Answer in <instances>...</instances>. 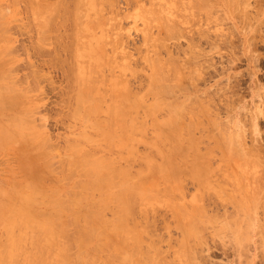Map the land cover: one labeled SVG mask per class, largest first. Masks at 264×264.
Wrapping results in <instances>:
<instances>
[{
    "label": "rangeland",
    "instance_id": "1",
    "mask_svg": "<svg viewBox=\"0 0 264 264\" xmlns=\"http://www.w3.org/2000/svg\"><path fill=\"white\" fill-rule=\"evenodd\" d=\"M75 1L0 0V264H264V0Z\"/></svg>",
    "mask_w": 264,
    "mask_h": 264
},
{
    "label": "bare ground",
    "instance_id": "2",
    "mask_svg": "<svg viewBox=\"0 0 264 264\" xmlns=\"http://www.w3.org/2000/svg\"><path fill=\"white\" fill-rule=\"evenodd\" d=\"M60 1H61V0H60ZM72 1H73V0H72ZM74 1H75V0H74ZM78 1H79V0H77V2H78ZM129 1H130V0H128L127 2H129ZM135 1H136V0H135ZM13 2H14V1H13ZM18 2H19V1H18ZM75 2H76V1H75ZM85 2H86V1H85ZM85 2H84V3H85ZM104 2H105V0H104ZM109 2H110V1H109ZM15 3H16V2H15ZM38 3H39V2H38ZM41 3H42V2H41ZM55 3H56V2H55ZM63 3H64V2H63ZM67 3H68V2H67ZM79 3H80V2H79ZM79 3H78V4H79ZM82 3H83V2H82ZM1 4H2V3H1ZM1 4H0V5H1ZM39 4H40V3H39ZM48 4H49V3H48ZM56 4H57V3H56ZM58 4H59V3H58ZM78 4H77L76 6H78ZM86 4H87V3H86ZM105 4H106V2H105ZM14 5H15V4H14ZM40 5H41V4H40ZM43 5H44V3H43ZM49 5H50V4H49ZM80 5H81V4H80ZM84 5H85V4H84ZM211 5H212V4H211ZM11 6H12V5H11ZM36 6H37V5H36ZM52 6H54V5H52ZM177 6H178V5H177ZM50 7H51V5H50ZM55 7H56V6H55ZM55 7H54V9H55ZM74 7H75V6H74ZM84 7H85V6H84ZM61 8H62V7H61ZM77 8H78V7H77ZM85 8H86V7H85ZM189 8H190V7H189ZM48 9H49V8H48ZM48 9H47V10H48ZM51 9H52V8H51ZM66 9H67V8H66ZM155 9H156V8H155ZM200 9H201V7H200ZM78 10H80V9H78ZM81 10H82V9H81ZM156 10H157V9H156ZM188 10H189V9H188ZM30 11H31V10H30ZM142 11H143V10H142ZM0 12H1V11H0ZM51 12H52V11H51ZM56 12H57V11H56ZM62 12H63V11H62ZM100 12H101V11H100ZM155 12H156V11H155ZM176 12H177V11H176ZM236 12H237V11H236ZM5 13H6V11H5ZM59 13H60V12H59ZM7 14H8V13H7ZM51 14H54V13H51ZM62 14H63V13H62ZM73 14H74V13H73ZM115 14H116V13H115ZM193 14H194V13H193ZM195 14H196V13H195ZM0 15H2V14H0ZM4 15H6V14H4ZM28 15H29V14H28ZM32 15H33V12H32ZM37 15H38V14H37ZM57 15H58V14H57ZM158 15H159V14H158ZM52 16H53V15H52ZM65 16H66V15H65ZM75 16H76V15H75ZM160 16H161V15H160ZM160 16H159V19H160ZM163 16H164V15H163ZM110 17H111V16H110ZM147 17H148V16H147ZM149 17H150V16H149ZM161 17H162V16H161ZM168 17H169V16H168ZM1 18H2V17H1ZM103 18H104V17H103ZM181 18H182V17H181ZM184 18H185V17H184ZM2 19H3V18H2ZM96 19H97V18H96ZM161 19H163V18H161ZM164 19H165V17H164ZM164 19H163V20H164ZM77 20H78V19H77ZM55 21H56V19H55ZM57 21H58V19H57ZM63 21H64V20H63ZM104 21H105V20H104ZM152 21H153V19H152ZM159 21H160V20H159ZM58 22H59V21H58ZM74 22H75V21H74ZM78 22H79V20H78ZM120 22H121V21H120ZM166 22H167V21H166ZM5 23H6V22H5ZM75 23H76V22H75ZM57 24H59V23H56V25H57ZM62 24H63V23H62ZM162 24H163V23H162ZM165 24L167 25V23H165ZM168 24H169V23H168ZM54 25H55V22H54ZM60 25H61V24H60ZM113 25H114V24H113ZM160 25H161V24H160ZM29 26H30V25H29ZM116 26H117V25H116ZM161 26H162V25H161ZM74 27H75V26H74ZM77 27H78V26H76V28H77ZM1 28H2V27H1ZM53 28H55V27H53ZM57 28H58V27H57ZM79 28H81V27H79ZM2 29H3V28H2ZM118 29H119V28H118ZM118 29H117V30H118ZM173 29H174V28H173ZM6 30H7V29H6ZM46 30H47V29H46ZM76 30H77V29H76ZM0 31H1V29H0ZM4 31H5V30H4ZM7 31H8V30H7ZM82 31H83V30H82ZM2 32H3V30H2ZM50 32H51V31H50ZM165 32H166V31H165ZM32 33H33V32H32ZM44 33H45V31H44ZM46 33H47V32H46ZM52 33H54V32H52ZM78 33H79V32H78ZM75 34H76V33H75ZM76 35H77V34H76ZM59 36H60V35H59ZM62 36H63V35H62ZM62 36H61V37H62ZM80 36H81V35H80ZM57 38H58V37H57ZM62 38H63V37H62ZM78 39H79V38H78ZM78 39H77V40H78ZM77 40H76V41H77ZM80 40H81V39H80ZM114 41H115V40H114ZM117 43H118V42H117ZM60 44H61V43H60ZM115 44H116V43H115ZM151 44H152V43H151ZM118 45H119V44H118ZM159 45H160V44H159ZM108 46H109V45H108ZM123 46H124V45H123ZM84 47H85V46H84ZM102 47H103V46H102ZM155 47H156V46H155ZM60 48H61V47H60ZM108 48H110V47H108ZM111 48H113V47H111ZM123 48H124V47H123ZM74 49H75V48H74ZM124 49H125V48H124ZM110 50H111V49H110ZM122 50H123V49H122ZM77 51H78V50H77ZM112 53H113V52H112ZM184 53H185V52H184ZM73 55H74V53H73ZM75 55H76V54H75ZM4 57H5V56H4ZM4 57H3V58H4ZM119 57H120V56H119ZM128 57H129V56H128ZM73 58H74V56H73ZM76 59H77V58H76ZM58 60H59V59H58ZM155 61H156V60H155ZM160 61H161V60H160ZM165 61H166V60H165ZM2 62H3V59H2ZM104 62H105V61H104ZM110 62H111V61H110ZM4 63H6V62H4ZM86 63H87V62H86ZM156 63H158V62H156ZM164 63H165V62H164ZM0 64H1V63H0ZM160 65H161V64H160ZM165 65H166V64H165ZM169 65H170V64H169ZM2 66H3V65H2ZM75 66H76V65H75ZM111 66H112V65H111ZM158 66H159V65H158ZM173 66H174V65L172 64V67H173ZM95 67H96V66H95ZM95 67H94V68H95ZM126 67H127V66H126ZM133 67H134V66H133ZM160 67H161V66H160ZM164 67H165V66H164ZM0 68H1V67H0ZM155 68H156V66H155ZM162 68H163V67H162ZM7 69H8V68H7ZM157 69H158V68H157ZM174 69H177V67L175 66ZM140 70H141V69H140ZM160 70H161V69H160ZM5 71H6V70H5ZM5 71H3V72H5ZM9 72H10V71H9ZM9 72H8V73H9ZM80 72H81V71H80ZM93 72H94V71H93ZM156 72H157V71H156ZM168 72H169V69H168ZM179 72H180V71H179ZM8 73H7V75H8ZM76 73H77V72H76ZM95 73H96V71H95ZM157 73H158V72H157ZM171 73H172V72H171ZM135 74H136V73H135ZM165 74H166V73H165ZM158 75H159V74H158ZM175 75H177V74H175ZM135 76H136V75H135ZM173 76H174V75H173ZM165 77H166V76H165ZM169 77H170V76H169ZM5 78H6V77H5ZM73 78H75V77H73ZM82 78H83V77H81V79H82ZM174 78H175V77H174ZM177 78H178V77H177ZM77 79H78V78H77ZM117 79H118V78H117ZM147 79H148V78H147ZM157 79H158V78H157ZM159 79H160V78H159ZM163 79H164V78H163ZM163 79H162V80H163ZM168 79H169V78H168ZM75 80H76V78H75ZM75 80H73V81H75ZM162 80H161V81H162ZM169 80H170V79H169ZM5 81H6V80H5ZM67 81H68V80H67ZM165 81H166V80H165ZM6 82H7V81H6ZM9 82H10V81H9ZM75 82H76V81H75ZM108 82H109V81H108ZM152 82H154V81H152ZM72 83H73V82H72ZM84 83H85V82H84ZM129 83H130V82H129ZM129 83H127V84H129ZM85 84H86V83H85ZM94 84H95V83H94ZM104 84H105V83H104ZM1 85H2V84H1ZM74 85H77V84H74ZM178 85H179V84H178ZM6 86H7V85H6ZM19 86H20V85H19ZM79 86H80V85H79ZM95 86H96V85H95ZM151 86H152V85H151ZM156 86H157V85H156ZM165 86H168V85H165ZM169 86H170V85H169ZM0 87H1V86H0ZM86 87H87V86H86ZM86 87H85V89L87 90ZM127 87H129V86H127ZM127 87H125V88L127 89ZM161 87H162V85H161ZM170 87H171V86H170ZM80 88H81V87H80ZM95 88H96V87H95ZM0 89H1V88H0ZM2 89H3V88H2ZM5 89H7V88H5ZM9 89H10V88H9ZM89 89H90V87H89ZM115 89H116V88H115ZM172 89H173V88H172ZM92 90H93V89H92ZM119 90H120V89H119ZM128 90H129V89H127L126 92H127ZM156 90H158V89H156ZM159 90H160V89H159ZM165 90H166V89H165ZM167 90H168V89H167ZM170 90H171V89H170ZM12 91H13V89H12ZM12 91H11V92H12ZM115 91H116V90H115ZM161 91H162V90H161ZM5 92H6V91H5ZM9 92H10V90H9ZM84 92H85V91H84ZM88 92H89V91H88ZM122 92H123V91H122ZM130 92H131V91H130ZM152 92H153V91H152ZM166 92H167V91H166ZM166 92H165V93H166ZM2 93H3V92H1V94H2ZM91 93H92V92H91ZM128 93H129V92H128ZM156 93H157V92H156ZM86 94H87V92H86ZM132 94H133V93H132ZM162 94H163V93H162ZM169 94H172V93H169ZM80 95H83V93L80 94ZM127 95H129V94H127ZM18 96H19V95H18ZM76 96H77V95H76ZM113 96H114V95H113ZM122 96H123V95H122ZM125 96H126V95H125ZM135 96H136V95H135ZM157 96H158V95H157ZM3 97H4V96H3ZM12 97H13V96H12ZM111 97H112V96H111ZM115 97H116V96H115ZM137 97H138V96H137ZM6 98H7V97H6ZM14 98H15V96H14ZM16 98H17V97H16ZM97 98H98V97H97ZM125 98H127V96H126ZM129 98H130V96H129ZM131 98H132V97H131ZM3 99H4V98H3ZM8 99H9V98H8ZM74 99H75V98H74ZM119 99H121V98H119ZM123 99H124V97H123ZM161 99H162V97H161ZM10 100H11V97H10ZM100 100H101V98H100ZM134 100H135V99H134ZM157 100H158V98H157ZM164 100H165V99H164ZM3 101H4V100H3ZM7 101H8V100H7ZM74 101H75V100H74ZM112 101H113V100H112ZM120 101H122V99H121ZM178 101H179V100H178ZM13 102H14V101H13ZM80 102H81V101H80ZM89 102H90V101H89ZM93 102H94V101H93ZM134 102H136V101H134ZM171 102H172V101H171ZM175 102H176V101H175ZM175 102H174L173 104H175ZM180 102H181V101H180ZM77 103H78V102H77ZM84 103H85V102H84ZM118 103H119V102H118ZM130 103H133V102H130ZM156 103H157V102H155V106H156ZM162 103H163V102H162ZM178 103H179V102H178ZM178 103H177V105L181 104V103H179V104H178ZM192 103H193V102H192ZM5 104H6V103H5ZM15 104H16V103H15ZM81 104H82V103H81ZM91 104H92V103H91ZM91 104H89V105H91ZM93 104H94V103H93ZM97 104H98V103H97ZM138 104H139V103H138ZM157 104H158V103H157ZM25 105H26V104H25ZM170 105H171V104H170ZM177 105H176V106H177ZM151 106H152V105H151ZM179 106H182V105H179ZM179 106H178V107H179ZM183 106H184V105H183ZM189 106H190V105H189ZM81 107H82V106H81ZM84 107H85V106H84ZM93 107H94V106H93ZM153 107H154V106H153ZM178 107L176 108L177 110H179ZM20 108H21V107H20ZM88 108H89V107H88ZM88 108H87V109H88ZM110 108H111V107H110ZM155 108H156V107H155ZM2 109H3V108H2ZM74 109H75V108H74ZM93 109H95V107H94ZM111 109H112V108H111ZM158 109H159V108H158ZM184 109H185V108H184ZM189 109L191 110V108H189ZM75 110H76V109H75ZM75 110H74V111H75ZM177 110L174 109L173 111L176 113ZM77 111H78V110H77ZM89 111H90V110H89ZM95 111H96V110H95ZM109 111H110V110H109ZM138 111H139V110H138ZM161 111H162V110H161ZM79 112H80V111H79ZM86 112H87V111H85V113H86ZM90 112H91V111H90ZM112 112H113V111H112ZM183 112H184V111H183ZM189 112H190V111H189ZM74 113H75V112H74ZM185 113H186V112H185ZM177 114H178V113H177ZM188 114H189V113H188ZM15 115H16V114H15ZM75 115H76V114H75ZM78 115H79V114H78ZM85 115H86V114H85ZM100 115H101V114H100ZM160 115H161V114H160ZM170 115H171V114H170ZM172 115H173V112H172ZM174 115H175V114H174ZM182 115H183V114H182ZM198 115H199V114H198ZM103 116H104V115H103ZM139 116H140V115H139ZM164 116H165V115H164ZM183 116H185V115H183ZM14 117H15V116H14ZM85 117H86V116H85ZM96 117H97V116H96ZM109 117H110V116H109ZM171 117H172V116H171ZM175 117H177V116L175 115ZM28 118H29V117H28ZM86 118L88 119L89 117L87 116ZM91 118H93V117H91ZM110 118H111V117H110ZM110 118H109V119H110ZM165 118H166V117H165ZM84 119H85V118H84ZM89 119H90V118H89ZM89 119H88V120H89ZM104 119H105V118H104ZM106 119H108V118H106ZM122 119H123V118H122ZM124 119H126V118H124ZM173 119H174V118H173ZM173 119H169V120H170V123L167 122L166 119H165V121H162V123H164V122H166L167 124L169 123V126H170V124H171V127H172L171 120H173ZM76 120H77V119H76ZM120 120H121V119H120ZM169 120H168V121H169ZM16 121H17V120H16ZM83 121H84V120H83ZM96 121H97V118H96ZM101 121H102V120H101ZM109 121H110V120H109ZM24 122H25V121H24ZM86 122H87V120H86ZM103 122H104V121H103ZM103 122H102V123H103ZM113 122H114V121H113ZM119 122H120V121H119ZM123 122H124V121H123ZM173 122H175V121H173ZM18 123H20V122H18ZM25 123H26V122H25ZM23 124H24V123H23ZM93 124H94V123H93ZM103 124H104V123H103ZM111 124H113V123L111 122ZM155 124H156V123H155ZM106 125H107V124H106ZM163 125H164V124H163ZM92 126H93V125H92ZM94 126H96V125H94ZM100 126H101V125H100ZM155 126H156V125H155ZM159 126H160V125H159ZM173 126H174V125H173ZM4 127H6V126H4ZM4 127H3V128H4ZM13 127H14V126H13ZM22 127H23V126H22ZM90 127H91V126H90ZM98 127H99V126H98ZM104 127H105V126H104ZM111 127H112V126H111ZM118 127H120V126H118ZM156 127H158V126H156ZM162 127H163V126H161L160 128H162ZM164 127H166V126L164 125ZM171 127H170V128L168 127L169 130L171 129ZM177 127H178V126H177ZM253 127H254V126H253ZM9 128H10V127H9ZM20 128H21V127H20ZM108 128H109V127H108ZM158 128H159V127H158ZM178 128H179V127H178ZM1 129H2V128H1ZM6 129H7V128H6ZM98 129H99V128H98ZM101 129H102V128H101ZM104 129H105V128H104ZM106 129H107V128H106ZM113 129H114V128H113ZM119 129H121V128H119ZM122 129H123V128H122ZM154 129H155V128H154ZM166 129H167V128H166ZM166 129L163 128V130H166ZM220 129H221V128H220ZM9 130H10V129H9ZM157 130H158V129H157ZM169 130H168V133H169ZM171 130H174V129H171ZM171 130H170V131H171ZM221 130H222V129H221ZM7 131H8V130H7ZM99 131H100V130H99ZM104 131H106V130H104ZM114 131H116V130H114ZM121 131H123V130H121ZM222 131H223V130H222ZM109 132H110V131H109ZM119 132H120V131H119ZM11 133H13V132H11ZM102 133H103V132H102ZM110 133H112V132H110ZM110 133H109V134H110ZM120 133H122V132H120ZM133 133H134V132H133ZM162 133H164V132L162 131ZM166 133H167V132H166ZM176 133H177V132H176ZM228 133H229V132H228ZM13 134H14V133H13ZM112 134H113V133H112ZM169 134H170V133H169ZM169 134H166V136L169 135ZM171 134H172V133H171ZM221 134H222V133H221ZM234 134H235V133H234ZM240 134H241V133H240ZM14 135H15V134H14ZM17 135H18V134H17ZM22 135H23V134H22ZM113 135H114V134H113ZM158 135H160V134H158ZM176 135H177V134H176ZM0 136H1V135H0ZM26 136H27V135H26ZM115 136H116V135H115ZM133 136H134V135H133ZM173 136H174V135H173ZM241 136H242V135H241ZM17 137H19V136H17ZM107 137H108V136H107ZM220 137H222V136H220ZM220 137H219V138H220ZM225 137H226V135H225ZM235 137H236V136H234V138H235ZM4 138H5V137H4ZM84 138H85V137H84ZM88 138H89V137H88ZM105 138H106V137H105ZM142 138H143V137H142ZM162 138H163V137H162ZM176 138H177V137H176ZM9 139H10V138H9ZM109 139H111V138H109ZM114 139L116 140V138H114ZM128 139H129V138H128ZM150 139H151V138H150ZM160 139H161V138H160ZM163 139H165V136H164ZM167 139H168V138H167ZM220 139H221V138H220ZM48 140H49V139H48ZM73 140H74V139H73ZM84 140H85V139H84ZM111 140H112V139H111ZM165 140H166V139H165ZM233 140H234V139H232V141H233ZM237 140H238V139H237ZM2 141H3V139H2ZM29 141H30V140H29ZM77 141H78V140H77ZM108 141H109V140H108ZM0 142H1V141H0ZM48 142H49V141H48ZM64 142H65V141H64ZM106 142H107V141H106ZM109 142H110V141H109ZM163 142H164V141H163ZM71 143H72V142H71ZM75 143H76V141H75ZM80 143H81V142H80ZM83 143H84V142H83ZM87 143H89V142H87ZM107 143H108V142H107ZM123 143H125V142H123ZM150 143H151V142H150ZM164 143H165V142H164ZM164 143H163V145H164ZM218 143H219V142H218ZM220 143H221V142H220ZM223 143H224V142H223ZM226 143H227V142H226ZM27 144H28V143H27ZM27 144H26V145H27ZM44 144H45V143H44ZM68 144H69V143H68ZM76 144H77V143H76ZM84 144H85V143H84ZM113 144H114V143H113ZM132 144L134 145V143H132ZM148 144H149V143H148ZM232 144H233V143H231V145H232ZM26 145H25V146H26ZM41 145H42V144H41ZM73 145H74V144H73ZM81 145H82V144H81ZM106 145H108V144H106ZM118 145H119V144H118ZM128 145H129V144H128ZM144 145H145V144H144ZM152 145H153V144H152ZM227 145H228V144H227ZM1 146H2V145H1ZM61 146H62V145H61ZM71 146H72V145H71ZM78 146H79V143H78ZM90 146H91V145H90ZM148 146H149V145H148ZM150 146H151V145H150ZM167 146H168V145H166V147H167ZM65 147H66V146H65ZM73 147H74V146H73ZM73 147H72V148H73ZM103 147H104V146H103ZM103 147H102V148H103ZM113 147H114V145H113ZM116 147H117V146H116ZM40 148H41V147H40ZM54 148H55V147H54ZM62 148H63V147H62ZM111 148H112V147H111ZM150 148H151V147H150ZM161 148H162V147H161ZM221 148H222V147H221ZM65 149H66V148H65ZM78 149H79V148H78ZM89 149H90V148H89ZM96 149H97V148H96ZM114 149H115V148H114ZM118 149H119V148H118ZM165 149H166V148H165ZM232 149H233V148H232ZM234 149H235V148H234ZM50 150H51V149H50ZM79 150H80V149H79ZM85 150H86V149H85ZM115 150H116V149H115ZM115 150H114V151H115ZM123 150H124V149H123ZM127 150H128V149H127ZM151 150H152V149H151ZM177 150H178V149H177ZM94 151H95V150H94ZM98 151H99V149H98ZM111 151H112V149H111ZM118 151H119V150H118ZM157 151H158V150H157ZM236 151H237V150H236ZM239 151H240V150H239ZM75 152H76V151H75ZM85 152H86V151H85ZM88 152H89V151H88ZM99 152H101V151H99ZM102 152H103V151H102ZM225 152H226V151H225ZM86 153H87V152H86ZM95 153H96V152H95ZM38 154H39V153H38ZM76 154H77V153H75V155H76ZM96 154H97V153H96ZM120 154H121V153H120ZM126 154H127V153H126ZM132 154H133V153H132ZM162 154H163V153H162ZM169 154H170V153H169ZM171 154H172V153H171ZM171 154H170V156H171ZM226 154H227V153H226ZM81 155H82V154H81ZM88 155H89V153H88ZM90 155H91V154H90ZM105 155H107V154H105ZM113 155H114V154H113ZM117 155H118V154H117ZM130 155H131V154H130ZM144 155H145V154H144ZM151 155H152V154H151ZM151 155H150V156H151ZM163 155H164V154H163ZM163 155H162V156H163ZM119 156H120V155H119ZM147 156H148V155H147ZM157 156H158V155H157ZM165 156H166V155H165ZM165 156H164V157H165ZM170 156H169V157H170ZM243 156H244V155H243ZM82 157H83V156H82ZM84 157H85V156H84ZM94 157H95V154H94ZM131 157H132V156H131ZM151 157H152V156H151ZM153 157H154V156H153ZM53 158H54V157H53ZM55 158H56V157H55ZM86 158H88V157H86ZM86 158H85V160H86ZM118 158H119V157H118ZM142 158H143V157H142ZM148 158H149V157H148ZM165 158H166V157H165ZM59 159H60V158H59ZM106 159H107V158H106ZM116 159H117V158H116ZM69 160H70V158H69ZM73 160H74V159H73ZM76 160H77V159H76ZM88 160H89V159H88ZM98 160H99V159H98ZM98 160H95V161H93L92 163H91V161H90V163H91L90 166L92 167V166L95 164L94 167H95V169H97V170H98L99 167H100V164H96V163H100V161H98ZM103 160H104V159H103ZM108 160H109V159H108ZM108 160H107V163L110 164V162H111L112 160L110 159L111 161L109 160V162H108ZM123 160H124V158H123ZM143 160H144V159H143ZM70 161L72 162V160H70ZM78 161H79V158H78ZM81 161H82V160H81ZM96 161H97V162H96ZM140 161H142V160H140ZM165 161H166V160H165ZM58 162H59V161H58ZM61 162H62V160H61ZM67 162H68V160H67ZM75 162H77V161H75ZM85 162H86V161H85ZM85 162H84V163H85ZM94 162H96V163H94ZM114 162H115V161H114ZM143 162H144V161H143ZM93 163H94V164H93ZM107 163L105 162V165H107ZM112 163H113V162H111V164H112ZM128 163H129V162H128ZM144 163H146V162H144ZM58 164H59V163H58ZM74 164H75V163H74ZM85 164H86V163H85ZM88 164H89V163H87L86 166H87ZM113 164H114V163H113ZM116 164H117V163H116ZM149 164H150V163H149ZM68 165H69V164H68ZM76 165H77V164H76ZM96 165H97V168H96ZM98 165H99V167H98ZM103 165H104V164H103ZM103 165H102V166H103ZM119 165H121V163H120ZM147 165H148V164H147ZM153 165H154V164H153ZM48 166H49V165H48ZM84 166H85V165H84ZM102 166H101V168H102ZM114 166H115V165H114ZM127 166H128V165H127ZM156 166H158V165H156ZM156 166H155V167H156ZM54 167H55V166H54ZM54 167H53V168H54ZM66 167H67V166H66ZM70 167H71V166H70ZM72 167H73V166H72ZM76 167H77V166H76ZM80 167H81V166H80ZM94 167H93V168H94ZM104 167L107 168V169L110 167V169H115V170H116V168H114L113 165H112V166L109 165L108 167H107V166H104ZM104 167H103V168H104ZM112 167H113V168H112ZM115 167H116V166H115ZM128 167H130V166H128ZM128 167H126V169H127ZM155 167H153V168H155ZM49 168H50V167H47V169H49ZM53 168H52V169H53ZM61 168H62V166H61ZM64 168H65V167H64ZM64 168H63V169H64ZM74 168H75V167H74ZM83 168H84V167H83ZM101 168L97 171L98 173L100 172ZM103 168H102L101 172H103ZM105 168H104V169H105ZM159 168H160V167H159ZM52 169H49V170L52 171ZM88 169H89V168H88ZM90 169H91V168H90ZM95 169H91V170H92V171H96ZM110 169H109V170H110ZM126 169H125V170H126ZM67 170H68V169H67ZM82 170H83V169H82ZM109 170H108V171H109ZM156 170H157V169H156ZM159 170H160V169H159ZM159 170H158V171H159ZM46 171H47V170H46ZM59 171H60V170H59ZM85 171H86V170H85ZM85 171H83V173H84ZM104 171H105V170H104ZM113 171H114V170H113ZM142 171H143V170H142ZM161 171H162V170H161ZM71 172H72V171H71ZM75 172H76V171H75ZM87 172H88V173H87L88 176H90V175H89V172H91V171H88V170H87ZM97 172H95V173H97ZM117 172H118V170H117ZM127 172H128V171H127ZM146 172H147V171H146ZM28 173H29V175H32L31 172H28ZM60 173H61V172H60ZM95 173H92V172H91V175H92V174H95ZM87 174H86V175H87ZM100 174H101V173H100ZM100 174H98V175H100ZM115 174H116V172H115ZM117 174H118V173H117ZM81 175H82V174H81ZM101 175L103 176V174H101ZM108 175H109V174H108ZM157 175H158V174H157ZM33 176H34V175H33ZM93 176H95V175H93ZM93 176H92V177H93ZM130 176H131V175H130ZM160 176H161V175H160ZM160 176H159V177H160ZM84 177H85V175H84ZM95 177H97V176H95ZM99 177H101V176H99ZM40 178H41V177H40ZM130 178H131V177H130ZM34 179H35V178H34ZM67 179H68V178H67ZM96 179H99V178H96ZM100 179H101V178H100ZM100 179H99V180H100ZM104 179H105V177H104ZM108 179H109V178H108ZM110 179H111V178H110ZM112 179H113V177H112ZM112 179H111V180H112ZM29 180H30V178H29ZM169 180H170V179H169ZM27 181H28V180H27ZM64 181H65V180H64ZM80 181H81V180H80ZM105 181H107V180H105ZM114 181H115V180H114ZM151 181H152V180H151ZM33 182H35V181H33ZM33 182H32V180H30L29 184L31 183V185H32ZM38 182H40V181H38ZM61 182H62V181H61ZM78 182H79V181H78ZM97 182H98V181H97ZM159 182H160V181H159ZM169 182H170V181H169ZM24 183H25V182H24ZM35 183H36V182H35ZM35 183H33V185H35V186L38 185L37 183H36V184H35ZM58 183H59V182H58ZM66 183H67V182H66ZM80 183H81V182H80ZM112 183H113V182H111V184H112ZM27 184H28V183H27ZM29 184H28V186H29ZM81 184H82V183H81ZM89 184H92V183H89ZM89 184H88V185H89ZM93 184H94V186L97 185V184L94 183V182H93ZM93 184H92V186H93ZM108 184H109V181H108ZM159 184H160V183H159ZM161 184H162V183H161ZM24 185H26V184H24ZM31 185H30V186H31ZM33 185H32V186H33ZM42 185H44V184H42ZM76 185H77V184H76ZM79 185H80V184H79ZM98 185H99V184H98ZM114 185H115V184H114ZM122 185H123V184H122ZM177 185H178V184H177ZM28 186H26V187H28ZM32 186H31V188L34 187V190H36V189H35V186H33V187H32ZM86 186H87V185H86ZM101 186H102V185H101ZM106 186H108V185H106ZM128 186H129V185H128ZM168 186H169V185H168ZM26 187H25V188H26ZM36 187H37V189H39L38 186H36ZM74 187H75V186H74ZM76 187H77V186H76ZM84 187H85V186H84ZM88 187H89V186H88ZM111 187H112V186H109V188H111ZM175 187H177V186H175ZM179 187H180V185H179ZM179 187H178V188H179ZM21 188H23V185H22ZM29 188H30V187H28V189H29ZM31 188H30V189H31ZM80 188H81V187H80ZM96 188H97V187H96ZM100 188H101V187H100ZM113 188H114V187H113ZM178 188H177V190H178ZM181 188H182V187H181ZM40 189H42V188H40ZM82 189H83V188H82ZM84 189H85V188H84ZM89 189H90V188H89ZM166 189H167V188H166ZM179 189H180V188H179ZM32 190H33V189H32ZM34 190H33L32 192H36V193L39 192V191H34ZM85 190H86V194H87V189H85ZM85 190H84V191H85ZM94 190H95V189H94ZM119 190H120V189H119ZM130 190H131V189H130ZM21 191H22V190H21ZM42 191H44V190H42ZM82 191H83V190H82ZM90 191H91V190H90ZM98 191H99V190H97V192H98ZM120 191H121V190H120ZM123 191H124V190H123ZM165 191H166V190H165ZM253 191H254V190H253ZM32 192H31V193H32ZM46 192H47V191H46ZM53 192L58 193L57 191H54V190H53ZM69 192H70V191H69ZM97 192H96V193H97ZM104 192H105V191H104ZM118 192H119V191H118ZM118 192H117V193H118ZM160 192H161V191H160ZM36 193H34V194H36ZM75 193H76V192H75ZM78 193H79V192H78ZM82 193H83V192H82ZM84 193H85V192H84ZM90 193L92 194V192H90ZM124 193L126 194V192H124ZM7 194H8V193H7ZM32 194H33V193H32ZM34 194H33V195H34ZM39 194H40V193H39ZM64 194H65V193H64ZM76 194H77V193H76ZM91 194H90V195H91ZM114 194H115V193H113V195H114ZM118 194H119V193H118ZM118 194H117V195H118ZM174 194H175V193H174ZM72 195H73V194H72ZM72 195L69 196V197L72 198ZM80 195H81V194H80ZM82 195H83V194H82ZM8 196H9V194H8ZM11 196H12V195H11ZM11 196H10V197H11ZM25 196H26V197H27V196L29 197V194H28V195L26 194V195H24V196L22 195V196H21V197H23L22 199H25V198H24ZM34 196H36V195H34ZM65 196H67V194H66ZM73 196H74V195H73ZM77 196H78V195H77ZM83 196H84V195H83ZM110 196H111V195H110ZM124 196H126V195H124ZM171 196L174 197L173 194H172ZM13 197H14V196H13ZM46 197H47V196H46ZM48 197L50 198V197H52V195H51V196L48 195ZM85 197H86V196H85ZM85 197H83L84 200H85ZM87 197H88V195H87ZM107 197H108V195H107ZM112 197H113V196H112ZM121 197H123L122 194H121ZM172 197H171V198H172ZM180 197H181V196H180ZM251 197H252V196H251ZM44 198H45V197H44ZM44 198L42 197V201H44V200H43ZM61 198H62V197H61ZM105 198H106V197H105ZM105 198H103V199H105ZM113 198H115V197H113ZM119 198H120V196H119ZM128 198H129V197H128ZM171 198H170V199H171ZM175 198L177 199V197H175ZM4 199H5V198H4ZM28 199H29V200L31 199L30 201H28L29 203H31V202H32V197L30 196V198H28ZM28 199H26V200H28ZM62 199H63V198H62ZM68 199H69V198H68ZM68 199H66V200H68ZM79 199L81 200V198H79ZM87 199H88V198H87ZM108 199H109V198H108ZM117 199H118V197L116 196V200H117ZM139 199H140V198H139ZM176 199H174V200H176ZM196 199H197V198H196ZM7 200H8V198H7ZM9 200H10V199H9ZM70 200H71V199H70ZM72 200H74V199L72 198ZM84 200H81V201H84ZM109 200H110V199H109ZM114 200H115V199H114ZM121 200H122V198H121ZM197 200H198V199H197ZM24 201H25V200H24ZM34 201H35V200H34ZM37 201H38V200H37ZM47 201H48V200H47ZM54 201H55V200H54ZM81 201H80V203H82ZM98 201H99V200H98ZM98 201H97V204H98ZM105 201H106V200H104V202H105ZM123 201H125V200H123ZM127 201H128V200H127V198H126V201H125V202L127 203ZM39 202H40V201H39ZM39 202H38V203H39ZM52 202H53V201H52ZM52 202H51V203H52ZM59 202H60V201H59ZM65 202H66V201H65ZM93 202H94V201H93ZM93 202H91V203L93 204ZM111 202H112V198H111ZM116 202H117V201H116ZM119 202H120V201H119ZM47 203H49V202H47ZM51 203H50V204H51ZM55 203H56V202H55ZM60 203H61V202H60ZM60 203H59V204H60ZM73 203H74V202H73ZM123 203H124V202H123ZM123 203H122V204H123ZM126 203H125V204H126ZM132 203H133V202H132ZM5 204H6V203H5ZM5 204H3V205H5ZM43 204H44V202H43ZM57 204H58V201H57ZM61 204H62V203H61ZM66 204H68V203H66ZM66 204H65V205H66ZM74 204H75V203H74ZM77 204H78V203H77ZM77 204H76V205H77ZM111 204H112V203H111ZM127 204L129 205V207H131V206H130V205H131L130 202L127 203ZM11 205H12V204H11ZM39 205H41V204H39ZM44 205H45V204H44ZM52 205H53V204H52ZM62 205H63V204H62ZM65 205H64V206H65ZM98 205H99V204H98ZM6 206H7V205H6ZM19 206L24 207V206L21 205V204H20ZM27 206H28V205H27ZM54 206H55V205H53V207H54ZM68 206H69V204H68ZM84 206H85V205H84ZM112 206H113V205H112ZM112 206H111V207H112ZM115 206H116V205H115ZM119 206L121 207V202H120V205H119ZM132 206H133V205H132ZM179 206H180V205H179ZM22 207H21V208H22ZM48 207H50V206H48ZM57 207H58V205H57ZM59 207H60V206H59ZM82 207H83V206H82ZM92 207H93V206H92ZM97 207H100V206H97ZM97 207H96V208H97ZM102 207H104V206H102ZM123 207H125V206L123 205ZM127 207H128V206L125 207V208H126V211H127V209H130V208H127ZM180 207H181V206H180ZM0 208H1V207H0ZM29 208H30V206H29ZM60 208H61V207H60ZM104 208H106V207H104ZM118 208H119V207H118ZM125 208H122V209H125ZM132 208H133V207H132ZM132 208H131V209H132ZM170 208H171V207H170ZM6 209H7V208H6ZM9 209H10V208H9ZM26 209H28V208L26 207ZM31 209H32V208H31ZM33 209H34V208H33ZM62 209H63V208H62ZM72 209H73V208H72ZM97 209H98V208H97ZM109 209H110V208H109ZM111 209H112V208H111ZM119 209H121V208H119ZM181 209H182V208H181ZM198 209H199V208H198ZM4 210H5V209H4ZM70 210H71V209H70ZM70 210H69V212H70ZM104 210H105V209H104ZM112 210H113V209H112ZM114 210H116V208H115ZM172 210H173V207H172ZM176 210H177V209H176ZM183 210H184V208H183ZM250 210H251V209H250ZM258 210H259V209H258ZM2 211H3V210H2ZM16 211H17V210H16ZM23 211H24V210H23ZM37 211H38V210H37ZM46 211H47V210H46ZM87 211H88V210H87ZM101 211H102V210H101ZM118 211H119V210H118ZM132 211H133V210H132ZM180 211H181V210H180ZM88 212H89V211H88ZM90 212H91V211H90ZM113 212H114V211H113ZM120 212H121V211H120ZM120 212H118V215H117V216H119V213H120ZM122 212H123V210H122ZM175 212H176V211H175ZM184 212H185V211H184ZM4 213H6V212H4ZM56 213H57V212H56ZM91 213H92V212H91ZM116 213H117V212H116ZM126 213L129 214V211L126 212ZM177 213H178V211H177ZM177 213H176V214H177ZM2 214H3V212H2ZM33 214H34V213H33ZM60 214H61V213H60ZM83 214H84V213H82V215H83ZM87 214H88V213H87ZM120 214H121V213H120ZM123 214H124V212H123ZM123 214H122V216L120 215L122 218H123ZM178 214H179V213H178ZM180 214H181V213H180ZM189 214H190V213H189ZM251 214H252V212H251ZM3 215H5V214H3ZM114 215H115V214H114ZM125 215H126V214H125ZM185 215H187V213H186ZM55 216H56V215H55ZM75 216H76V215H75ZM78 216H79V215H78ZM78 216H77V217H78ZM84 216H85V215H84ZM84 216H83V217H84ZM91 216H92V214H91ZM100 216H101V215H100ZM102 216H103V215H102ZM126 216H127V215H126ZM180 216H181V215H180ZM192 216H193V215H192ZM194 216H196V215H194ZM69 217H70V216H69ZM85 217H86V216H85ZM103 217H104V216H103ZM106 217H107V216H106ZM106 217H105V218H106ZM124 217H125V216H124ZM174 217H175V216H174ZM189 217H190V216H189ZM201 217H202V216H201ZM33 218H34V217H33ZM58 218H61V217H58ZM88 218H89V217H88ZM88 218H87V220H89ZM92 218H93V216L91 217V219H92ZM115 218H116V216H115ZM118 218H119V217H118ZM182 218H184V217H182ZM185 218H186V217H185ZM190 218H191V217H190ZM190 218H189V219H190ZM193 218H194V217H193ZM195 218H197V217H195ZM195 218H194V219H195ZM246 218H248V217H246ZM3 219H4V218H3ZM68 219H69V218H68ZM81 219H82V218H81ZM81 219H80V221H81ZM85 219H86V218H84V223H85V221H86ZM91 219H90V220H91ZM194 219H193V220H194ZM248 219H249V218H248ZM51 220H53V219H51ZM73 220H74V219H73ZM76 220L78 221V219H76ZM82 220H83V219H82ZM124 220H126V218H125ZM139 220H140V219H139ZM186 220H187V219H186ZM197 220H198V219H197ZM245 220H246V219H245ZM57 221H58V220L56 219V222H57ZM66 221H67V220H66ZM77 221H76V222H77ZM105 221H106V220H105ZM107 221H108V220H107ZM246 221H247V220H246ZM9 222H10V221H9ZM78 222H79V221H78ZM86 222H87V221H86ZM88 222H89V221H88ZM93 222H94V221H93ZM189 222H192V220L189 221ZM218 222H219V221H218ZM53 223H54V222H53ZM62 223H63V220H62ZM101 223H102V222H101ZM103 223H104V222H103ZM114 223H116V222H114ZM182 223H183V222H182ZM185 223H186V222H185ZM197 223H198V222H197ZM230 223H231V222H230ZM240 223H241V222H240ZM56 224H58V223H56ZM59 224H60V225H63V224H61L60 222H59ZM73 224H74V222H73ZM73 224H72V225H73ZM133 224H134V223H133ZM193 224H194V223H193ZM199 224H200V223H198V225H199ZM204 224H205V223H204ZM248 224H250V223H248ZM5 225H6V224H5ZM29 225H30V224H29ZM77 225H78V224H77ZM85 225H86V223H85ZM104 225H106V224H104ZM191 225H192V224H191ZM191 225H190V227H192V229H193L194 226H191ZM194 225H195V224H194ZM198 225H197V226H198ZM260 225H261V224H260ZM33 226H34V225H33ZM36 226H37V225H36ZM58 226H59V225H58ZM66 226H67V223H66ZM66 226H65V227L63 226V227L67 229L68 227H66ZM70 226H71V225H70ZM70 226H69V227H70ZM117 226L120 227V224L117 225ZM117 226H115V228H119V227H117ZM129 226H130V225H129ZM72 227H73V226H72ZM77 227H78V226H77ZM82 227H83V226H81V228H82ZM132 227H133V226H132ZM132 227H131V228H132ZM182 227H183V225H182ZM182 227H180V228H182ZM185 227H187V229L189 228V227L186 226V225H185ZM200 227H201V226H200ZM203 227H204V226H203ZM210 227H211V226H210ZM194 228H195V227H194ZM19 229H20V228H19ZM39 229H40V228H39ZM82 229H83V233H84V227H83ZM112 229H113V228H112ZM182 229H183V228H182ZM185 229H186V228H185ZM190 229H191V228H190ZM190 229L186 230L185 232L189 234L190 232L193 231V230L190 231ZM21 230H22V229H21ZM21 230H20V231H21ZM26 230H27V228H26ZM61 230H63V229L61 228ZM74 230H75V229H74ZM79 230H80V229H79ZM85 230H86V229H85ZM131 230H132V229H131ZM211 230H212V229H211ZM76 231H77V230H76ZM114 231H115V230H114ZM114 231H113V232H114ZM180 231H181V230H180ZM189 231H190V232H189ZM197 231H198V230H197ZM199 231H201V229H200ZM202 231H203V230H202ZM23 232H24V231H23ZM37 232H38V231H37ZM61 232L63 233V231H61ZM79 232L82 233L81 231H79ZM85 232H86V231H85ZM113 232H112V233H113ZM137 232H138V231H137ZM182 232H183V231H182ZM211 232H212V231H211ZM34 233H35V231H34ZM62 233H61V234H62ZM69 233H70V232H69ZM106 233H107V232H106ZM128 233H129V232H128ZM130 233H131V231H130ZM242 233H243V232H242ZM24 234H25V233H24ZM29 234H31V232H30ZM73 234H74V233H73ZM89 234H90V233H89ZM119 234H120V233H119ZM136 234H137V233H136ZM166 234H167V233H166ZM234 234H235V233H234ZM33 235H34V234H33ZM71 235H72V233H71ZM79 235H80V234H79ZM134 235H135V233H134ZM186 235H187V234H186ZM189 235H190V234H189ZM62 236H63V235H62ZM74 236H76V235L74 234ZM86 236H87V234H86ZM90 236H91V235H90ZM92 236H93V235H92ZM122 236H123V235H122ZM182 236H183V235H182ZM59 237H60V236H59ZM141 237H142V236H141ZM29 238H30V237H29ZM61 238H62V237H61ZM67 238H68V237H67ZM72 238H74V237H72ZM80 238H81V236H80ZM83 238H84V237H83ZM98 238H99V237H98ZM102 238H104V237H102ZM127 238H128V237H127ZM134 238H135V237H134ZM221 238H222V237H221ZM77 239L79 240V238H77ZM125 239H126V238H125ZM143 239H144V238H143ZM193 239H194V238H193ZM32 240H33V239H32ZM59 240H60V239H59ZM73 240H74V239H73ZM104 240H105V239H104ZM144 240H145V239H144ZM186 240H187V238H186ZM61 241H62V240H61ZM88 241H89V239H88ZM98 241H99V239H98ZM100 241H102V240H100ZM122 241H124V240L122 239ZM125 241H126V240H125ZM128 241H129V240H128ZM181 241H182V240H181ZM72 242H73V241H72ZM78 242H79V241H78ZM85 242H86V241H85ZM103 242H104V241H103ZM135 242H136V241H135ZM183 242H185V241H183ZM203 242H204V241H203ZM55 243H56V242H55ZM73 243H74V242H73ZM81 243H82V242H81ZM104 243H106V242H104ZM107 243H108V242H107ZM107 243H106V245H107ZM122 243H123V242H122ZM154 243H156V242H154ZM168 243H169V242H168ZM191 243H193V242H191ZM63 244H64V243H63ZM82 244H83V243H82ZM84 244L88 245L87 243H84ZM96 244L98 245V243H96ZM129 244H130V242H129ZM162 244H163V243H162ZM189 244H190V243H189ZM195 244H196V243H195ZM52 245H53V244H52ZM52 245H51V247H52ZM103 245H104V244H103ZM152 245H153V244H152ZM182 245H184V247H185V244L182 243ZM244 245H245V244H244ZM59 246H60V245H59ZM146 246H147V245H146ZM154 246H155V245H154ZM186 246H187V244H186ZM188 246H189V245H188ZM190 246H191V245H190ZM198 246H199V245H198ZM97 247L99 248L100 246H97ZM125 247H126V246H125ZM125 247H124V249H125ZM129 247H130V246H129ZM156 247H157V246H156ZM179 247H181V246H179ZM200 247H202V246H200ZM237 247H238V246H237ZM63 248H64V247H63ZM85 248H86V247H84V249H85ZM95 248H96V247H95ZM101 248H102V247H101ZM107 248H109V247H107ZM120 248H121V247H120ZM132 248H133V247H132ZM173 248H174V247H173ZM175 248H176V247H175ZM181 248H182V247H181ZM186 248H187V247H186ZM186 248H185V249H186ZM53 249H54V248H53ZM56 249H57V245H56ZM66 249H67V248H66ZM103 249H104V248H103ZM118 249H119V248H118ZM133 249H134V248H133ZM149 249H150V248H149ZM159 249H160V248H159ZM60 250H61V249H60ZM63 250H64V249H63ZM70 250H72V248H71ZM91 250H92V249H91ZM93 250H94V247H93ZM96 250H97V249H96ZM100 250H101V249H100ZM107 250H108V249H107ZM122 250H123V248H122ZM126 250L128 251V248H127ZM186 250H187V249H186ZM16 251H17V250H16ZM94 251H95V250H94ZM103 251H104V250H103ZM103 251H102V252H103ZM120 251H121V250H120ZM120 251L118 250V255H120V254H119ZM127 251H126V252H127ZM150 251H151V250H150ZM160 251H161V250H160ZM187 251H188V250H187ZM67 252H68V251H67ZM70 252H71V251H70ZM75 252H76V251H75ZM97 252H99V250H97ZM110 252H111V251H110ZM123 252H124V250H123ZM147 252H148V251H147ZM184 252H185V251H184ZM19 253H20V252H19ZM57 253H58V252H57ZM60 253H61V252H60ZM65 253H66V252H65ZM71 253H72V252H71ZM76 253H77V252H76ZM103 253H104V252H103ZM113 253H115V251H114ZM116 253H117V252H116ZM120 253H121V252H120ZM127 253H128V252H127ZM148 253H149V252H148ZM158 253H159V251H158ZM189 253H190V252H189ZM61 254H62V253H61ZM63 254H64V253H63ZM104 254H105V253H104ZM109 254H110V253H109ZM132 254H133V253H132ZM186 254H187V253H186ZM74 255H75V254H74ZM74 255H72V256L74 257ZM96 255H97V253H96ZM101 255H102V254H101ZM107 255H108V254H107ZM124 255H125V254H124ZM124 255H123V256H124ZM179 255H180V254H179ZM189 255H190V254H189ZM17 256H18V255H17ZM17 256H16V257H17ZM19 256H20V255H19ZM103 256H104V255H103ZM132 256H133V255H132ZM141 256H143V255H141ZM145 256H147V255H145ZM183 256H184V255H183ZM183 256H182V257H183ZM186 256H187V255H186ZM56 257H57V256H56ZM91 257H94V256H91ZM97 257H98V256H97ZM99 257H100V256H99ZM105 257H106V256H105ZM113 257H114V255H113ZM121 257H122V256H120V259H121ZM139 257H140V256H139ZM148 257H150V256H148ZM157 257H158V256H157ZM188 257H189V256H188ZM17 258H18V257H17ZM69 258H70V257H69ZM75 258H76V257H75ZM77 258H79V255H77ZM108 258H109V257H108ZM111 258H112V256H111ZM114 258H115V257H114ZM114 258H113V259H114ZM127 258H128V257H127ZM19 259H20V258H19ZM79 259H80V258H79ZM92 259H93V258H92ZM116 259H117V258H116ZM146 259H147V258H146ZM184 259H185V258H184ZM67 260H68V258H67ZM72 260H73V259H71L70 261L73 263ZM107 260H108V259H107ZM117 260H119V259H117ZM122 260H123V259H122ZM140 260H141V259H140ZM17 261H18V259H17ZM23 261H25V260H23ZM68 261H69V260H68ZM80 261H81V260H80ZM100 261L102 262V260H100ZM115 261H116V260H115ZM123 261H124V260H123ZM134 261H135V260H134ZM143 261H145V260L143 259ZM143 261H142V262H143ZM160 261H161V259H160ZM75 262H76V261H75ZM112 262H113V260H112ZM117 262H118V261H117ZM117 262H116V263H117ZM120 262H121V261H120ZM72 263H71V264H72ZM110 263H111V261H110ZM129 263H130V262H129ZM140 263H141V262H140ZM154 263H155V262H154ZM19 264H20V263H19ZM26 264H27V263H26ZM32 264H33V263H32ZM104 264H105V263H104ZM106 264H107V263H106ZM113 264H115V263H113ZM143 264H144V263H143ZM159 264H160V263H159Z\"/></svg>",
    "mask_w": 264,
    "mask_h": 264
}]
</instances>
